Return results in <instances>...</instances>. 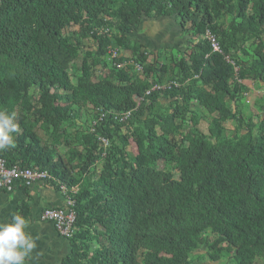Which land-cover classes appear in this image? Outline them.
Masks as SVG:
<instances>
[{
    "label": "trees",
    "instance_id": "trees-1",
    "mask_svg": "<svg viewBox=\"0 0 264 264\" xmlns=\"http://www.w3.org/2000/svg\"><path fill=\"white\" fill-rule=\"evenodd\" d=\"M221 14L228 25L218 23ZM168 18L180 29L189 25L197 40L188 63L174 65L176 72L147 64L150 47L143 39L128 40L143 21ZM72 27L77 30L69 32ZM207 35L220 53L211 52ZM263 38L264 0H0V110L16 114L19 132L12 133L15 147L0 150V157L46 172L50 179L42 184L58 182L74 202L68 252L46 264H191L196 237L205 232L212 237L205 243L210 262L264 264V112L254 121L252 113L244 117L238 107L229 108L238 104L237 80L264 84ZM85 40L94 47L86 49ZM247 45L253 58L235 61L234 74L225 57L248 56ZM109 51L118 54L109 60L112 69L93 79V59ZM80 55L73 81L70 70ZM133 64L148 78L140 79ZM166 74L175 86L145 95L152 86H165ZM31 90L37 107L29 104ZM191 102L210 117L205 136L193 113L190 133H181L177 122ZM88 106L98 111L97 120L106 115L83 138L84 151L53 162V151L33 129L39 125L57 144L63 124ZM127 112V121L114 120ZM228 121L243 122L245 132L227 138ZM129 144L131 156L124 152ZM96 163V181L82 183ZM18 214L26 218L25 204Z\"/></svg>",
    "mask_w": 264,
    "mask_h": 264
},
{
    "label": "rangeland",
    "instance_id": "rangeland-1",
    "mask_svg": "<svg viewBox=\"0 0 264 264\" xmlns=\"http://www.w3.org/2000/svg\"><path fill=\"white\" fill-rule=\"evenodd\" d=\"M217 21L219 24L222 25H228L230 19L228 16L221 14L217 18ZM77 30V27H72L68 31H75ZM192 31L189 29V25H186L184 28L180 29L178 26V22L168 18V19H158V20H146L140 23L138 30L136 33L128 37V40L132 43L137 42L139 39H143L147 46L150 47L149 50L151 52L146 51V60L147 64L154 65L156 67H159L164 65L166 70L171 72H176L177 68L174 66L178 63H188V54L189 49L196 44L197 40L191 36ZM264 40V38H263ZM83 44L86 49L90 50L92 49L93 43L91 40H85L83 41ZM246 50L248 51V56H243L241 53H236L233 57L228 56L225 57L228 63L233 66L234 74L237 73V67L235 66V61H240L243 64H248L250 61V57H252V51L253 47L250 48L249 45H247ZM143 51V49H141ZM122 58L128 59L130 57L128 52H122L120 53ZM83 55H80L75 61L74 64L70 70L71 77L73 81H75V77L79 75V67L81 64ZM92 57V55H91ZM95 58V57H94ZM93 79H96V75H100L102 73L107 74L108 71L112 69V66L107 58V56H104L102 59H93ZM102 65L104 68H102ZM179 72V71H178ZM141 76L140 79H145L148 77H144L140 73H135ZM168 74H166L165 79L166 83H170L168 81ZM179 76H182L180 74ZM136 76H131V79L135 78ZM144 77V78H143ZM139 78V77H138ZM152 76H150V79ZM236 80V79H235ZM151 82V80L149 81ZM188 83L190 81H187ZM187 82L183 83L185 86L189 85ZM236 84L239 87L238 92V104H230L229 108L234 112L236 111L235 107H238V109L241 110L244 117L247 116V113H252L254 115V121L257 119H261L263 116L264 111H259L258 107H262L264 110V84L252 82L249 80L246 81H238ZM230 88L233 87V83L228 84ZM29 104L31 107H37V97L38 94L31 90L28 94ZM136 104L139 105L141 103V100L138 98H135ZM161 107L164 110H167L168 105H164L161 103ZM242 105V106H241ZM247 105L248 109L246 110L245 106ZM156 106V104H155ZM153 106V107H155ZM97 110H94L91 107H85L80 110V116L78 119L69 120L67 123L63 124L61 129L59 130L57 134L56 143L53 144V138L51 136V133H44L39 125L35 126L33 129V132L38 137V140L40 141L41 145L47 147L48 149H51L53 151L52 161L56 162L58 158H61L63 161H67L70 155L73 153H81L85 149V144L83 138L88 134V132L91 131V127L94 123L97 122ZM196 114L198 117L199 123L196 127L197 131L201 133L202 135H207V131L209 128V120L210 117L202 110L199 109L197 106H195L194 102H191L190 107L188 108L187 112H184L183 119H180L177 123H181L182 130L181 133H190V127H188V120L190 117V114ZM245 121V119H244ZM243 123V122H242ZM241 122L238 124L233 122H226L223 124L224 127V135L227 138L235 137L240 134V131L244 130V123ZM237 126H240L239 128ZM237 128V129H236ZM245 132V130H244ZM17 134L19 132H16ZM120 134H124L125 130L124 128H121L119 130ZM255 134V133H253ZM176 140L178 139L177 136L174 137ZM124 152L131 156L135 154V148L134 145L129 144ZM73 164L75 165L76 162L74 161ZM172 165V164H171ZM29 166H31L29 164ZM160 169H165L166 165L164 163L159 164ZM170 170L171 167H168ZM166 170V169H165ZM101 171V165L99 163H96L95 166H93L90 169V174L83 178L81 177L80 180L82 183L86 182H92L96 181L97 177L99 176V173ZM74 177L76 179H79L80 175L78 173L74 174ZM41 184V183H40ZM51 186L52 190L59 194L58 191V182L54 181ZM57 189V190H56ZM101 232L97 227L95 228V232ZM200 244L198 245V248L196 252L190 255L189 260L191 264H227L226 260H220L218 262H210L207 256V249L205 243L209 244L212 241V237L208 232H205L201 234L200 236L196 237ZM91 248H95L94 241L90 242ZM260 264V263H258Z\"/></svg>",
    "mask_w": 264,
    "mask_h": 264
},
{
    "label": "crops",
    "instance_id": "crops-1",
    "mask_svg": "<svg viewBox=\"0 0 264 264\" xmlns=\"http://www.w3.org/2000/svg\"><path fill=\"white\" fill-rule=\"evenodd\" d=\"M28 209L26 215V233L36 241L37 247L26 258L27 264L55 261L68 252V243L59 238L51 223L39 221V213L45 208L64 207V197L56 194L50 186L35 183L27 189L14 186L0 192V222L10 221L13 214H18L21 206Z\"/></svg>",
    "mask_w": 264,
    "mask_h": 264
},
{
    "label": "built area",
    "instance_id": "built-area-1",
    "mask_svg": "<svg viewBox=\"0 0 264 264\" xmlns=\"http://www.w3.org/2000/svg\"><path fill=\"white\" fill-rule=\"evenodd\" d=\"M207 40L209 42L211 52L212 53H220L219 46L214 38L207 35ZM108 60H114L118 54L116 51H109ZM228 63V61H226ZM229 64V63H228ZM126 64H118L116 68H123ZM230 65V64H229ZM134 71L141 72V68L133 64ZM233 70L234 65L232 66ZM175 86L170 83L168 85L159 87L152 86L149 91H146L145 95H148L150 92L165 90L170 88L171 86ZM141 100V99H140ZM142 101V100H141ZM106 113L99 114L98 122H100ZM130 113H123L119 116H115L114 120L118 123H123L128 120ZM97 123V122H96ZM96 123L93 124L96 125ZM103 148H106L107 143L104 140L98 139ZM50 179L49 175L46 172L39 171L36 169L23 168L17 164L8 165L6 162L0 157V192L10 189L14 186H22L24 188H31L35 183H44ZM58 191L64 197V207L61 209H53V208H45L39 213V221L48 222L54 228L57 236L65 241H68L73 236V227L75 224V213L72 208L74 202L72 199L67 197V190L63 185L58 184ZM76 189H71V193L75 194Z\"/></svg>",
    "mask_w": 264,
    "mask_h": 264
},
{
    "label": "clouds",
    "instance_id": "clouds-1",
    "mask_svg": "<svg viewBox=\"0 0 264 264\" xmlns=\"http://www.w3.org/2000/svg\"><path fill=\"white\" fill-rule=\"evenodd\" d=\"M16 114L0 110V150L15 147L12 133L17 131ZM27 221L13 214L10 221L0 222V264H25L26 258L37 247L33 237L26 233Z\"/></svg>",
    "mask_w": 264,
    "mask_h": 264
}]
</instances>
